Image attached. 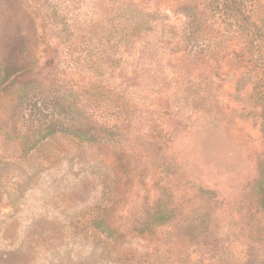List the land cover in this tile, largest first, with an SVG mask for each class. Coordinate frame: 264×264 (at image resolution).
<instances>
[{
    "label": "rangeland",
    "instance_id": "obj_1",
    "mask_svg": "<svg viewBox=\"0 0 264 264\" xmlns=\"http://www.w3.org/2000/svg\"><path fill=\"white\" fill-rule=\"evenodd\" d=\"M6 60L0 264H264V0H0Z\"/></svg>",
    "mask_w": 264,
    "mask_h": 264
},
{
    "label": "trees",
    "instance_id": "obj_2",
    "mask_svg": "<svg viewBox=\"0 0 264 264\" xmlns=\"http://www.w3.org/2000/svg\"><path fill=\"white\" fill-rule=\"evenodd\" d=\"M147 14V13H146ZM146 22V21H145ZM8 61L6 60L4 67H3V73L0 76L2 82H5L7 79L14 78L18 75H25L28 73H32L34 70V63L33 61H25V62H19L16 60H13L12 63H7ZM10 64V65H9ZM260 99L261 103L259 105L260 108V121L262 123L263 131H264V88L260 92ZM147 171V170H146ZM252 189L255 192V203H256V210L255 212L251 213V219H257L259 218L258 215L264 214V162L263 166L260 170L259 177L256 181L253 182L252 184ZM198 192L200 196L209 199L212 201L213 208L217 207L220 208L222 206V200H218L216 191L210 190V189H205V188H198ZM173 195L170 194V192L166 190H162L161 196L157 197L156 199L152 200L150 205L148 203V209L146 211L147 218L150 220V223L152 224H157V225H162L167 222H170L174 215H175V204H174V199L171 200ZM207 212H203L201 214L200 218V224L199 225H191L190 232L192 235H198L203 232L208 231V222L210 220V217H208ZM144 225L147 222H141L137 221L136 224H134L133 230L138 231V232H143V227H140L141 224ZM140 227V228H139ZM264 228H259L256 230V235H257V240H261L264 237Z\"/></svg>",
    "mask_w": 264,
    "mask_h": 264
}]
</instances>
